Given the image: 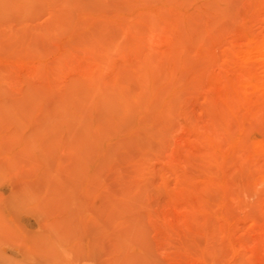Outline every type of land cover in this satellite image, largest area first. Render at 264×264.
Returning <instances> with one entry per match:
<instances>
[{
  "label": "rangeland",
  "instance_id": "rangeland-1",
  "mask_svg": "<svg viewBox=\"0 0 264 264\" xmlns=\"http://www.w3.org/2000/svg\"><path fill=\"white\" fill-rule=\"evenodd\" d=\"M1 3L0 264H264V0Z\"/></svg>",
  "mask_w": 264,
  "mask_h": 264
},
{
  "label": "bare ground",
  "instance_id": "bare-ground-1",
  "mask_svg": "<svg viewBox=\"0 0 264 264\" xmlns=\"http://www.w3.org/2000/svg\"><path fill=\"white\" fill-rule=\"evenodd\" d=\"M1 1L2 0H0V3H1ZM10 3V2H9ZM2 4V3H1ZM15 6V5H14ZM3 7V6H2ZM2 7H1V9H2ZM16 7V6H15ZM6 8V7H5ZM14 8V7H13ZM12 9V8H11ZM13 11H14V9H13ZM1 15V14H0ZM2 16V15H1ZM4 19V18H3ZM2 26V25H1ZM3 28V27H2ZM1 31H2V29H1ZM258 45L257 46H255V50H257L261 55H262V57H264V41H262V42H260V43H257ZM251 50V49H250ZM251 51H253V50H251ZM251 68V67H250ZM246 69V68H245ZM249 74L250 73H248V75L247 76H245V78H248L249 77ZM243 75V74H242ZM250 75H253V74H250ZM254 78V77H253ZM249 79V78H248ZM253 81V80H252ZM241 99V98H240ZM243 99V98H242Z\"/></svg>",
  "mask_w": 264,
  "mask_h": 264
}]
</instances>
